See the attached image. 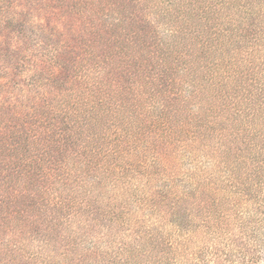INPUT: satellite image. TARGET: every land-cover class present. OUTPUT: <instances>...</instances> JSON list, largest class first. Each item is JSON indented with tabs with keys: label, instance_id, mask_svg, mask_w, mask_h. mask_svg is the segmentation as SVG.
<instances>
[{
	"label": "trees",
	"instance_id": "16d2710c",
	"mask_svg": "<svg viewBox=\"0 0 264 264\" xmlns=\"http://www.w3.org/2000/svg\"><path fill=\"white\" fill-rule=\"evenodd\" d=\"M80 1L82 6L104 7L103 0ZM115 1L121 2L124 8H187L190 14L193 8L205 9L209 21L205 25L208 43L201 54L203 52L208 61L201 82L194 79L195 69L181 51L174 57L159 58L150 54L145 69L130 72L128 68H122L117 72L120 74L117 79L125 78L123 91L118 97L114 95L113 101L106 95L99 97L100 110L104 115L108 111H124L131 117L137 112L139 105L136 99L140 98L141 103H149L144 106V110L156 109L161 104V111L157 115L149 117L145 114L146 117L142 118V121L146 120V126L158 132H155L153 138L162 135L163 131L180 133L174 143L185 144L188 142L184 140L186 137L191 139L189 143L194 146L199 141L201 147L206 148L214 145L212 141L216 139L218 156L209 159L217 163H214L217 174L208 175L207 178H218L225 184L229 183L230 189L238 193L235 198L237 200L229 197L232 191H227L228 187L224 189L223 200H206L209 192L205 199L198 200L196 184L181 188L177 196L174 192L169 194L167 187H160L154 189L148 203L145 202L148 210L156 212L165 204L176 218L179 212L182 216L179 221L173 218L154 222V218L147 221L136 219L131 214L127 218L125 208L108 203V197L93 200L86 197L79 200V194L69 199V202L65 201L62 188L54 191L50 187L54 181H60L59 170L63 172L64 186L73 187L69 174L62 169L65 160V163L76 164L78 169L86 173L99 167L97 160L114 156L117 159L115 168L127 173L130 171L129 164H123L127 157V147L123 144L119 146L130 136L129 129L125 128L114 136L109 133L102 135L105 131L103 129L99 137L107 138L105 144L101 142L97 149L83 151H79L76 146L74 152L73 147L78 145L79 139L77 136L74 138V133L66 134L68 137L73 136L71 138H53L48 142L50 144L40 147L39 140L42 137L36 138L35 131L38 129L32 126L33 122L35 124L39 120L34 118V121L28 122L17 118V121H13L15 126L7 131L8 134L0 131V245L3 248L9 244L14 245L15 249L10 253L11 260L17 257L25 260L27 257V260H31L25 264H47L44 260H34L35 257H41L39 252L27 253V245L18 242L19 234L26 228L30 231L41 230L39 238L44 241L52 236V231L62 229L77 214L87 212L89 216L93 215L95 219L115 228H123L129 224V220L138 223L137 245L138 251L143 250L141 254L148 252L143 249L142 242L151 244L155 240L154 233L162 236L161 254L151 259L150 264H256L264 247V0H217L206 5L200 4L203 0H129L130 4L124 0ZM77 5V0L72 2V6ZM223 8L233 10L237 17ZM172 15L167 10V20ZM105 18L99 16L96 21L101 23ZM136 21L138 27L150 26L147 17L138 16ZM83 26L86 29L81 36L85 34L88 44H93L92 53L99 63L101 55L108 57L105 50L108 40L98 29L93 28L94 25ZM117 27L121 31L116 34L113 29ZM122 29L119 24L109 29L113 40L117 41L113 42L112 47L120 39L129 38L130 32L122 33ZM181 29L184 28L181 26ZM176 30L179 31V28ZM119 45L122 54L123 47ZM146 49H142L141 54ZM148 51L153 53L154 49ZM217 51H221L222 55L218 52L220 59L215 60ZM137 58L134 57V64L143 61L142 57ZM154 58L156 62L151 63ZM111 62L112 58L108 63L111 65ZM176 70L180 72L178 77L173 74ZM126 73L132 77L130 80L126 79ZM155 93L166 103L161 102L158 106L151 104L155 100ZM26 123L31 126L26 127ZM143 128L141 125L138 128L139 135L150 138L148 132L144 134ZM147 144L153 147L151 142ZM44 152H49L48 156ZM85 152H90V155ZM41 161L50 166L52 171L47 174L42 170ZM149 174L157 176L158 173L152 170ZM188 198H192L195 203L196 216L191 212L192 205L183 208L180 203ZM202 200L204 203H201ZM216 201H221L224 207ZM44 203L46 208L42 207ZM183 209H188L187 213ZM46 212L48 214L44 219L43 214ZM212 218L216 222L214 225L208 224ZM84 249L88 254L93 253L89 243L85 244ZM131 253H127L126 258L118 254L107 264H130L132 262L128 257ZM0 264L13 263L2 261Z\"/></svg>",
	"mask_w": 264,
	"mask_h": 264
},
{
	"label": "rangeland",
	"instance_id": "374dc122",
	"mask_svg": "<svg viewBox=\"0 0 264 264\" xmlns=\"http://www.w3.org/2000/svg\"><path fill=\"white\" fill-rule=\"evenodd\" d=\"M74 1L0 0V131L8 134L7 131L15 126L13 121H17V118L28 122L37 118L39 122L35 124L33 122L32 126L35 125L38 129L35 131L36 138L42 137V140H39L40 147L50 144L48 142L53 138H71L73 136H66L71 132L74 133V138L75 136L79 138L78 145L73 147L75 152L76 146L79 151H83L90 148L95 150L101 142L105 144L107 138L99 137L104 130L102 135L109 133L114 136L119 135V131L125 128L129 129L130 136L119 145L127 147L125 152L127 157L124 158L123 164H129L128 173L118 167L115 168L117 159L114 156L97 160L99 167L86 173L82 172L83 169H78L76 164L64 161L62 169L69 174L73 187L64 186L62 170H59L60 181H54L50 187L54 191L62 188L65 201L68 202L79 194V200L86 197L90 200L108 197V203L125 208L127 218L131 214L136 219L147 221L154 218V222L159 219L166 221L176 218L165 204L160 206L157 213L149 211L145 205L154 189L160 187H167L166 191L169 194L174 192L177 196L181 188L196 184L198 200L205 199L207 192L210 194L206 200L212 198L223 200L225 187H228L227 191H232L229 183L225 184L218 178H207L208 175L217 174L214 164L216 162L209 159L218 156L216 139L213 138L214 145L206 148L201 147L199 141L194 146L193 143H189L191 139L186 137L184 140L188 141L187 143L180 145L174 143L180 133L163 131L162 135L153 138L155 132H158L152 130L153 127L151 129L146 126V120L142 121V118L146 117L145 114L149 117L157 115L161 111L160 103H166V100L161 99L156 93L155 100L151 103L156 106L160 104L156 109L144 110V106L149 103H141L140 98H137L136 103L139 106L131 117L124 111L118 113L108 111L107 115H104L99 103V97L106 95L113 101L114 95L118 97L123 91L122 83L125 86L126 83L123 82L125 78L117 79L120 76L117 74L118 71L122 68H128L130 72L145 69L150 54L159 58L174 57L181 51L195 69L194 79L199 82L202 77L203 80L205 64L208 61L203 52L201 54L208 43L205 25L209 21L205 9L193 8L190 14L187 8H127L123 2L126 7L124 8L121 2L116 3L115 0H103L104 7L97 5L90 8L82 6L80 0H77L78 5L74 7L72 6ZM124 1L130 4L129 0ZM215 1L217 0H203L200 4L206 5ZM167 10L173 14L168 20ZM223 10L230 11L236 16L233 10L227 8ZM94 11L99 16H106L105 20L97 23L96 19L99 16ZM138 16L149 18L150 26L145 28L136 26ZM185 18H189V21L187 22ZM84 24L94 25L93 28L98 29L108 40L105 49L108 57L104 58L101 55L99 63L92 53V42V45L88 44L85 34L81 36L82 31L86 29ZM118 24L125 29V31L122 29V33L130 32L129 38L118 41L123 47L122 54L119 52L121 50L119 43L112 47L113 42L117 41L113 40V35L109 31ZM181 26L184 29H181ZM177 27L179 31L176 30ZM113 30H116V34L121 31L118 27ZM144 48L147 49L141 54ZM148 49H154L153 53ZM218 52L222 55L221 51H217L215 60L220 59ZM135 56H138L136 60L140 56L143 61L134 64ZM111 58L110 65L108 62ZM154 62L155 58L151 63ZM170 63L173 66V63ZM173 74L176 77L180 76L177 70ZM126 75L128 76L126 79L132 78L129 74ZM142 122H145V125H142ZM140 125L144 127V134L148 132L150 138L143 134L139 135L137 130ZM28 126L31 125L26 123V127ZM148 142H151L153 147L147 144ZM44 154L48 156L49 152ZM85 154L90 155V152ZM41 162L42 170L47 174L48 171H52L44 161ZM152 170L157 171V176L149 174ZM237 194L232 191L229 197L235 199ZM229 197L227 198L230 200ZM216 202L224 207L221 201ZM180 203L183 208L192 205L191 212L196 216L197 209L192 198ZM201 203H204V200ZM42 207L46 208V203ZM238 207L240 208L239 205ZM183 210L185 213L188 211ZM257 210L261 211L262 208ZM46 214L48 213L43 214L44 219ZM181 216L179 212L176 220L179 221ZM62 217H65V213ZM128 223L123 228H115L84 212L77 214L73 220L63 225L62 229L52 231V236L44 241L39 238L42 235L41 230L30 231L29 228L17 238L18 242L27 245V253L41 254V257L34 258L35 261L44 260L47 264H107L118 254L126 258L127 253L131 252L128 257L132 262L130 264H150L151 259L161 254L160 247L163 244L161 241L164 238L154 233L155 240L148 244L151 246L142 242L143 249L148 252L141 254L143 250L138 251L137 245L138 223L132 220ZM208 224L214 225L216 222L212 218ZM229 228L231 231V224ZM88 243L93 252L91 254L86 253L84 249ZM13 249L14 245L9 244L4 248L0 245V262L25 264L31 260V258L27 260V257L25 260L19 257L11 260L10 253ZM256 264H264V247Z\"/></svg>",
	"mask_w": 264,
	"mask_h": 264
}]
</instances>
